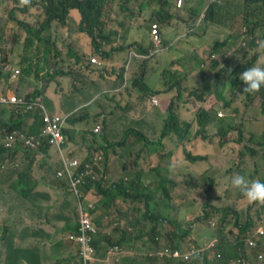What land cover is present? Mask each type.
Returning a JSON list of instances; mask_svg holds the SVG:
<instances>
[{"label":"trees","instance_id":"trees-1","mask_svg":"<svg viewBox=\"0 0 264 264\" xmlns=\"http://www.w3.org/2000/svg\"><path fill=\"white\" fill-rule=\"evenodd\" d=\"M191 1L192 3L185 10L182 9L174 13L173 8L176 5L171 0H0V12L7 10V15L14 18L19 29L22 30L21 34L17 30H8V37L16 44L21 43L23 46L21 61L17 64L21 69L18 82L23 78L22 81L26 84H30L31 79L35 83L34 85L30 84L25 95L17 94L24 96L27 101L34 100L36 104L42 103L48 108L47 101L42 98V95L37 97L38 93H42L44 90L43 88L38 90V88L43 82H46L44 87H47L50 81H59L55 77L61 75L59 65H62V53L64 52V28L61 30L60 28L66 24V19L72 9H76L80 14L78 29L90 38L89 50L77 52V57L73 62V66H76L86 62L87 59H89V63H94L91 61V58L96 59L94 56L106 59L112 57L113 53H122L123 58L134 56L135 59L136 56L129 47H135L136 50L148 54L153 48L152 42L151 44L144 43V38L139 40L134 38L131 42H129L130 40L127 41L131 35L128 34V27L139 17H143L142 12L146 9L151 10V15L148 17H154L164 27H168V24L176 19L175 14H185L188 22V20H195L199 17L200 10L203 9L202 22L216 23L220 22L219 13L221 10L228 17L237 11L235 3L232 5L233 8L227 5L228 0H222L223 4L208 0V6L205 4L206 0ZM36 6L42 7V14L36 18L33 24L15 18L17 10L23 13L28 8ZM239 14H241L243 26L248 32V34L242 32L240 36V48L243 50V58L246 60L231 67L223 66L216 72L214 78H209V74L202 71L206 72V68H216L219 64L218 58L212 60L209 65H201L204 59H199L197 63L190 64L186 59L172 58L166 65L154 69L162 80L161 85L158 82L156 86H150L142 79L144 76L142 75L143 72L140 74L141 71L132 76L134 78L132 86L139 91L136 94L140 98L143 97L144 92L155 95L162 91L176 89V95H173L169 100L167 115L162 120L161 135L158 141L161 142V139H164L162 143V147H164L167 146L168 139L173 138V141H176V150L177 145L180 144L186 166L191 171L197 169L210 181V187L213 177L210 173L209 175L205 174L206 167L199 164V161L205 159L206 152L215 150H207L203 153L193 150V147L198 144V140L193 138L200 137L202 140H208L211 138L209 133H212L208 130H214L215 135L218 136L217 143L221 146L225 143L226 135L230 130L238 129L241 131V127L236 124H244L247 116L249 117L252 110L249 106L252 102L250 99L257 96L264 98V88L254 93L243 92L245 85L239 79L243 70L254 65L261 46H264V0H243V4L239 7ZM115 25L117 28L113 30L111 27ZM198 26L199 23L196 22L193 25L194 28ZM0 31L2 33L1 27ZM146 32L148 33V31ZM189 34L190 32L186 33L187 36ZM244 38L248 41L246 46L241 45ZM104 45L108 46L107 49L104 48ZM168 48L171 49L172 46ZM1 55L2 63L14 66L7 61V56L3 51H1ZM151 60L157 62V56ZM142 61L144 64L147 62ZM125 64H127L126 59ZM192 66L195 68L190 72ZM123 69L124 65L122 64L121 75H123ZM196 70L200 73L194 72ZM40 72H42L40 78H29L39 76ZM190 75L195 76V78H199V76L202 78L197 79L200 82L192 86L189 80H194V78H188ZM0 77H4L5 80L11 79L9 73L2 69H0ZM210 79L213 81L210 82ZM200 83H202L203 88H201ZM128 86H131V83ZM127 89L126 82L123 81L114 89H105L97 94L110 96L111 93ZM76 90L77 88L72 89L71 92ZM16 91L19 92V85ZM210 93H213L214 97L223 103L222 110H230L225 116H218L212 108L204 109L202 107V102ZM242 95H244L243 98H241ZM115 96L116 94L112 97ZM118 101L123 102L120 99ZM80 103L65 102L64 108L55 111L60 116L59 122L64 120V115L68 113L69 108H75V111L82 110L83 107H79ZM263 110L262 107V113H264ZM231 111L233 116L230 115ZM52 113L50 111V114ZM80 118V116L76 117V121ZM68 120L71 122L73 118L69 117ZM68 120L65 119V121ZM43 124L41 109L38 105L26 108L25 106L0 104V153H7L10 157V165L0 168V202L8 205L10 214L14 210L22 208L24 201L29 199L32 202V217L39 219L41 211L36 209L37 205L34 204V201L39 197H45L41 194L30 195L32 188L28 184H32V181L28 177L35 170V162L32 163V160L34 158L44 160L46 157L40 154H47L50 145L41 142L33 151H29L20 149L24 140H19L13 148L6 149L2 143L3 134L12 129H20L27 136L38 134L41 132ZM61 130H64V127H61ZM19 149L25 159L31 160L24 166L14 165L15 156ZM154 150L158 149L154 147ZM162 151L157 153L159 157H162ZM176 155L179 160V153ZM46 165L43 164L42 168L45 172H49L52 167ZM149 170L157 176V179L151 182L145 179H135L127 187L122 186L119 181L106 187L101 183L76 187L80 199H83L90 189L102 196L103 202L101 204L95 203L90 210L96 227L93 245L96 248V255L101 257L102 263L106 264L105 259L109 257L106 252L109 251L110 247L119 245L123 248L124 253L118 264H231V260L234 264L233 259L238 256L240 248L244 247L248 240L239 238L232 229L237 228L241 235L247 234L253 225L251 218L243 222H239L238 217H231L228 220L229 213L227 210L214 207L207 202L203 208L208 206L209 208H206L208 211L201 215L202 218L208 220L206 229L198 228L195 230L196 227H191L194 221L201 218L197 217L189 225L193 228L190 235L189 228L188 230H181L180 223L176 218L169 219L168 212L172 197L169 195L166 178L163 175V173H167V170L163 172L161 166ZM234 172L240 171L236 169ZM256 172L257 170L253 174ZM180 173L182 174V171ZM189 174L192 175L191 172ZM261 180H264V175ZM57 184L63 187L64 208L67 210L64 235L51 243L37 240L35 244L26 248L18 246L15 244L13 236L17 232L15 226L22 217L21 213H17L13 219L8 218L5 222H0V231L3 233L0 264H68L72 260L80 259L78 254L58 256L59 254L62 255L63 249L66 252L65 250L71 244L66 232L75 231L78 225L77 211L76 208L70 206L67 199L68 195H71L76 204L78 197L69 183ZM58 196L63 197L61 193ZM111 207L115 208L117 215L114 214V211L110 212ZM181 211L180 208L178 212ZM116 218L119 219L117 224L114 223ZM188 241H191L192 244H188ZM211 241H215V245L211 246ZM160 246H167L169 249L170 256L167 259L160 260L157 258V250ZM176 249L180 251L187 249L186 257L172 260L171 253ZM251 251L253 257L262 255L264 237L257 239V245L253 243ZM216 254L218 259H216ZM239 260L243 261L244 257L239 258Z\"/></svg>","mask_w":264,"mask_h":264},{"label":"crops","instance_id":"crops-1","mask_svg":"<svg viewBox=\"0 0 264 264\" xmlns=\"http://www.w3.org/2000/svg\"><path fill=\"white\" fill-rule=\"evenodd\" d=\"M171 2L175 3V0H171ZM208 0L205 1L207 4ZM210 2H213L210 0ZM192 3L191 0H184L183 5L178 7H174V13L181 11L182 9L185 10L188 5ZM236 4L237 11L233 13L231 17L225 16L222 10L219 13L220 22L216 23H200V25L196 28L193 27L195 22L197 21L198 17L195 20H188L186 21L185 14L176 15V19H173L168 27H163L160 24V32L161 37L165 36L166 38H171V36L175 34H184L190 32L189 36L185 38H181L176 41V37L171 39L170 44L172 48L169 49L167 45H163V49L161 52L154 55L152 58L157 56V62L155 63L156 67L164 66L168 63V61L172 58H180L186 59L188 63L193 64L197 63L199 59H204L203 64L201 65H209L212 60L215 58L219 59V64L216 68H206V72L204 73L209 74V78H214L216 72L222 68L223 66L231 67L235 64H238L240 61L245 60L243 58V50L240 48V36H241V23L242 16L239 14V7L243 4V0H228L227 5L231 6ZM233 8V7H232ZM204 10H200V14ZM150 16L151 10L146 9L142 12V16ZM119 18V17H117ZM70 19L75 23V27L71 30L68 27V23ZM152 21H157L154 17H149ZM80 21V14L76 9H72L68 14L66 19V24L64 25V52L62 53V65L61 66V75L56 76L55 78H59V81L64 84V92L71 91L72 89L77 88L75 86V81L79 78H87V82H91L97 86L96 91L91 95V97L79 105L82 106L86 102H92L93 98L96 96L99 90L103 91L105 89H114V87L119 86L123 81L126 82L127 90H120L116 93H111L110 96H114L116 94L117 103L114 104L115 108L119 110H124L127 112L128 115L133 114L134 116L140 115L137 119L141 118L142 114L148 115L147 112H151V108L149 106H160L161 110L153 113L154 117L141 122L138 129H134L139 131L142 136L147 137L150 141L154 139H158L161 135V127L159 128V132L157 130L159 123L158 120L155 121L154 118H157V115L162 116L163 118L167 115V106L169 103L170 98L172 97L175 89H172L170 93L160 94L157 93L155 95H149L148 93L144 92L143 97L136 93L139 91L132 86V81L134 78L132 76L135 75L136 72L140 71L139 68V58L135 57V59L130 64H125V58H123L122 53H113L112 57H107L106 59H101L100 57L94 56L97 59V62L89 63V59L86 62H82L73 66V62L76 59L77 52L81 51H88L89 50V41L90 38H85V33L78 29ZM158 22V21H157ZM133 23L128 27V34H131L127 41L130 40V37L134 35L135 29H133ZM113 30L117 28V25L111 27ZM73 33H72V32ZM142 43V42H141ZM138 46V45H137ZM107 45H104V48L107 49ZM134 48L133 50L136 51L135 47H129V49ZM131 51V50H130ZM129 54V52H128ZM213 55L214 59L210 57ZM91 57V56H90ZM89 57V58H90ZM152 60H147L146 63H149ZM154 62V60H153ZM124 65L123 75H121V65ZM257 64H264V51L261 50L260 54L258 55ZM256 64V65H257ZM195 66L191 67V71H193ZM198 74L200 71L196 70ZM42 72L39 73V76L29 77V78H40ZM20 78V77H19ZM202 78H194V80ZM144 79L150 86H156L159 82L161 85L162 80L160 78H154L151 82L148 78ZM210 82L213 79L209 80ZM18 79L15 81L6 80V84L4 89L0 90V93H14L17 92L18 87ZM131 83V86L128 84ZM31 85H34V80L31 79ZM46 83H42L39 89H44L42 92V98L47 101L48 110L51 112H55L58 109L62 108L57 102L54 101L48 94V90L50 87H44ZM58 96L56 91H53ZM170 95L168 99L163 100V96ZM131 96L136 97L135 102H128L123 104L118 100L125 101L126 99L130 98ZM156 98V103L151 101V97ZM213 93L208 94L205 97V100L202 102V107L204 109H209L211 106L208 103V100L211 102H215ZM207 99V100H206ZM141 107L147 108L146 111L141 110ZM75 108H69L68 112L74 110ZM89 111L90 114L94 117L103 116L102 112L96 110L94 108V103L90 104L85 108L84 111ZM261 112V109H260ZM111 113V111H110ZM152 114V112H151ZM261 114H263L261 112ZM258 118H260L258 116ZM157 122V123H156ZM70 129L72 133V138H70L69 134L65 132V148L71 155L72 154H79L80 156H84L92 147H98L107 145L106 152L108 154V162L106 166V172L108 174V183L111 181H117L121 177H125L124 172L119 166V161L117 158L116 151H119V146L109 145L111 142L117 141L119 138V134H115L114 136L110 135V128L108 129L109 136L107 134L103 137L98 135H94L91 132V128L85 130L82 124H70L67 122L66 128ZM158 132V133H157ZM134 133V132H132ZM141 136V135H140ZM153 139V140H152ZM243 145V144H242ZM263 142H257L254 146V149H239V144L236 142H225L223 143L218 150L206 152V158L208 160L207 168L209 173L212 177H215V186L212 188L214 192L221 191L225 189L229 183L227 180L224 184H220V179L225 178L228 175V178L231 177L232 167L231 164L237 162V169L242 172L246 177H251L250 171H264V155H261L263 152L261 148L263 147ZM236 147V151L232 148ZM133 151V150H132ZM177 151H180V144L177 145ZM238 153V155H237ZM162 157H159L157 153H155L154 148L152 147L146 154V158L143 159V163L146 162L147 158L151 159V164L149 166H140L136 172L139 171V179H145L149 182L154 181L157 179V176L154 172L149 170L150 168H155L157 166H161L163 172L167 170V173L164 177L166 178V187L168 189L169 194H174V189L180 184V172L182 171V167L180 166V161L177 158L176 153L173 150H170L168 147H164L163 151L161 152ZM44 155L46 158L44 160L40 158H34L32 163H34L35 170L31 173L28 177L32 184H28L29 187L31 186L32 194H41L44 195L45 198L39 197L37 200L34 201V204L37 205L36 209L40 212L39 219H34L32 217V202L27 199L24 201V205L22 208L14 210L11 214L8 212V205L0 203V222H5L8 218H14L17 213H21L22 219L16 224L15 228L17 232L14 233L13 239L15 244L18 246H22L26 248L32 244H35L37 240H42L45 243H51L56 241L60 238L61 235H64V222H65V215L67 214V210L64 208V190L63 187L58 186L57 183H64V179H58L55 176V170L61 166L60 159L52 146H48L47 154H40ZM238 157H237V156ZM156 157H158L157 162ZM16 162L18 165L24 166L27 162H30V159H25L22 155V151L19 150L15 156ZM231 163H229V161ZM43 164L50 165L52 169L49 172H45L42 168ZM46 165V166H47ZM216 166H219V171H216ZM263 174H260L263 177ZM66 182V181H65ZM187 191V190H186ZM61 193L63 197H59L58 194ZM230 193L229 189L225 191V194L228 195ZM97 199H94L97 203L101 204L103 200L100 197V194L96 192ZM29 198V197H28ZM68 201L70 202V206L73 208L77 207L76 202L71 198V195H68ZM174 200H170L171 208L174 205ZM262 204L263 202H258L257 204ZM43 208H42V207ZM42 209V210H41ZM110 212L114 211V214L117 215L115 208H110ZM77 211V210H76ZM108 218V217H106ZM119 221L116 218L114 222L117 224ZM123 221L122 219L120 220ZM71 233L70 231L66 232V235ZM38 236H35V235ZM2 235L3 233L0 231V248L2 247ZM66 252H62V255L59 254L58 256L64 255H74L75 252V245L69 246L68 249L65 250ZM95 263L102 264L101 261L96 260Z\"/></svg>","mask_w":264,"mask_h":264},{"label":"rangeland","instance_id":"rangeland-1","mask_svg":"<svg viewBox=\"0 0 264 264\" xmlns=\"http://www.w3.org/2000/svg\"><path fill=\"white\" fill-rule=\"evenodd\" d=\"M7 10L0 12V27L2 28L1 38H0V61H1V51H3L7 56V61L10 62L12 65H17L21 61V56L23 52V46L21 43L16 44L11 38L8 37V30H17L20 34L22 33V30L19 29L18 25L16 24V20L14 18H10L7 13ZM42 14V7L36 6L32 8H28L25 12H20L19 10L15 13V18L19 19L22 22H28L29 24H33L36 20V18L41 16ZM157 22V21H152ZM148 16L145 17H139L134 22V27L137 28V31H135L134 35L130 37V41H133L135 39H143L144 43L151 44V38H150V27L151 23ZM159 25L160 23L157 22ZM68 27L72 30L75 27V23L70 19L68 23ZM64 28L61 27L60 30ZM148 31V33L146 32ZM61 32V31H60ZM72 32V31H71ZM145 32V33H144ZM73 33V32H72ZM145 34V35H143ZM176 39L179 36L173 35V38ZM85 38L89 39L87 35H85ZM146 44V45H147ZM61 46V43L59 44ZM134 48H131V52ZM127 64H130L134 60V56H126L125 57ZM155 61H150L149 63H143L142 59L139 60V68H140V74L144 76V78L152 80L154 78H160L158 75V72L155 71ZM144 64V65H143ZM60 73L61 72V66L59 65ZM188 78H195V76L190 75ZM23 78H21L19 85V94L25 95L28 91V88L30 87V84H26L22 81ZM59 80V78H57ZM190 85L194 86L200 80H189ZM205 82V81H203ZM202 82V83H203ZM46 83V82H44ZM202 83H200L201 88H203ZM6 84V80L4 77H0V90L4 89ZM48 86L50 87V90H48V94L51 98L54 99L55 102H57V105H61L62 108H64V103H70V104H77L82 101H85L91 97V95L96 91L97 86L91 82H87V78H79L75 81V86L77 87V90L74 92L67 91L64 92V84L60 81H50L48 83ZM47 86V87H48ZM45 86V88H47ZM53 91H56L58 96L56 97L55 93ZM101 90L98 91V93ZM171 90L168 91H162L159 92L160 94L170 93ZM42 95L41 92L38 93L37 97H40ZM96 94L94 98H96L95 101H93L96 104L97 110H102L104 115L103 117L97 116L96 120L93 118H88L85 116V112L81 111L78 113L77 116H84L83 119V125L88 126L92 125L94 122L101 125V128H103L104 121L106 122V134L109 136L108 129L110 128V135L114 136L115 134H119V144L121 150L117 152V158L121 160L122 162V169L126 170V178H130L132 176L139 177L141 176L137 172H133V170L138 169L140 167V164L138 161L141 160L142 156L146 153L147 150L151 149V147H156L158 150L155 151V153H158L162 151V143L164 142V139H161V142L158 141V139H152V142L144 141L142 137H140L138 134L131 133L130 129H138L140 130L139 125L141 122L145 120H149L154 117L153 113H156L157 111L161 110L160 106H149L151 108V112H147L148 115L142 114L140 119H137L140 115L134 116L133 114L128 115L126 111L119 110L115 108L114 104L117 103L116 97H110L109 95H101ZM173 95H176V89ZM172 95V96H173ZM170 95L163 96V100L168 99ZM244 95L241 96L243 98ZM93 98V99H94ZM215 99V98H214ZM136 97L132 96L131 98L126 99L123 101V104H126L128 102H135ZM252 100L251 104V112L249 114V117L245 119V127L242 128V131L239 132L238 130H230V132L226 135L225 142H235L238 141L239 143H244V146L248 148L250 145H255L257 142L262 141L264 143V113L261 114L260 109L263 107L264 109V98H261L260 96L255 97ZM92 101V100H91ZM209 106L212 107V109L216 112H221L222 116H225L227 112L230 110H222L221 106L222 103L215 99V102H211L208 100ZM263 105V106H262ZM82 107V106H79ZM141 110L146 111L147 108L141 107ZM111 111V113H110ZM264 112V110H263ZM77 114V112H75ZM230 115L233 116V112H230ZM258 116L260 118H258ZM162 116L157 115V118H154L155 121L158 120L159 123H157V130L159 132V128L163 124ZM90 120L91 122H88ZM86 128V127H85ZM157 132V133H158ZM208 132L211 135V138L208 140H202L200 137L193 138L194 140H198V144L193 147V150L198 152H206L207 150H218L220 146L218 145V136L215 135L214 130H208ZM189 134V133H188ZM239 134V135H238ZM110 138V136H109ZM175 139V138H174ZM173 143L175 144L173 146ZM144 144V145H142ZM167 146L172 150L174 149L175 153H179V160L180 166L182 167V175H180V184L174 189L175 193L171 194L172 200H174V205L172 208L170 207L169 213V219H177L180 223L179 227L182 231L188 230L191 235V231L193 228L196 227L195 230H198V228L206 229L208 225V220L206 218H202L201 215L203 212L208 211L206 208H209L208 206L203 208L205 203L209 202L212 206L217 208H222L228 211V215L231 217L236 218L237 216H240L242 220H247L249 218H252L256 220L255 227L259 230L258 233L260 234L261 230L263 233L262 225H264V204H257L253 205V202H248L247 199L237 190L233 189L228 183L227 187L221 191H217L216 193L212 188H214L215 184V177H213L212 180V186L210 187V181L205 178L197 169H193L192 171L186 166L184 163V155L183 151H177L176 150V141H173V138H169L167 141ZM133 147L134 152L129 153L130 149ZM246 147H240L242 149H245ZM236 151V147L232 148ZM263 151L261 155H264V145L261 148ZM151 159L147 158L146 162H150ZM229 163H231L230 160H228ZM201 165L205 166V174L209 175V170L207 169V159H201L199 161ZM216 171H219V166H216ZM235 171V170H234ZM233 171V172H234ZM189 172L192 173V175L189 174ZM232 172V173H233ZM251 174L254 173V171H250ZM259 174L261 171H257ZM237 172H234L236 174ZM242 174L241 172H238ZM233 175V174H231ZM253 176H256L253 174ZM251 179V177H247ZM227 180H229L228 175L225 178L220 179V184H224ZM252 180H256V178H253ZM229 189L230 193L228 195L225 194V191ZM187 190V191H186ZM91 194V193H90ZM139 205H142L141 203H138ZM182 209L181 212H178L179 209ZM177 211V212H176ZM197 217H201L198 220L194 221ZM215 219V218H212ZM211 219V220H212ZM194 221V223L192 222ZM193 223V225L190 227L189 225ZM167 230V229H166ZM191 243V241H188V244ZM192 244V243H191ZM48 245V244H44ZM248 246L246 244L244 246V249ZM187 249H183L181 252L185 254ZM262 257H264V252L261 253ZM216 259H218V255L216 254ZM260 264L261 258L259 256L253 257L250 253L246 252V255L244 257L243 261H240L237 259V264ZM107 263V260H106ZM99 264V263H94Z\"/></svg>","mask_w":264,"mask_h":264},{"label":"clouds","instance_id":"clouds-1","mask_svg":"<svg viewBox=\"0 0 264 264\" xmlns=\"http://www.w3.org/2000/svg\"><path fill=\"white\" fill-rule=\"evenodd\" d=\"M212 1L213 2H217L218 4H223V1L222 0H212ZM183 2H184V0H182L181 3L178 4L177 3V0H175L176 7L179 8L180 6H182L183 5ZM206 6H208V3L206 4ZM203 17H204V11L201 14L199 13V17H198L196 23L197 24L199 23V25H200ZM153 23H156L157 26H158V39H159L158 44L157 45L154 44V40H153L154 39V36L151 34V27H150V38H151V42H152L153 48L150 49V51H149L148 54L147 53H142V52H140L138 50H136V51L133 50L132 51V53L137 58L142 59L144 61L151 60L154 55H156L159 52H161V49H163V45L164 46L167 45L168 47L169 46H172L170 44V42H171V39H173V36H171V38H166L165 36H163V38H162L160 32H162V34H164V32L163 31H160V25L157 22H152L151 25ZM240 27L242 28L241 29V33L244 32V33H247L248 34L247 29H246L245 26H243V24ZM133 29H135L137 31V28L136 27H133ZM187 32H188V30H187ZM186 33H184V34L181 33V34L176 35V36H179L176 39V41L179 40V39H181V38H185L187 36ZM243 40L246 41V44L245 45L242 44V41ZM242 41H241V45L242 46H246L247 45V42H248L247 39L244 38V39H242ZM257 42H258V40H257ZM261 50L264 51V46L263 45L261 46L258 55L260 54ZM258 55H257V58H256V60L254 62V65L252 67L246 68L245 70H243L240 73L239 79L241 81H243L244 82V85H245V87L243 88V92L254 93V92L259 91L261 88H264V64H257ZM210 57L213 58L214 56L211 54ZM94 62H97V60L95 59ZM0 69H2L4 72L9 73V78H11L10 79L11 81H15L16 79H18L21 76V69H20V67L18 65L17 66H15V65L14 66H9V65H7L5 63H2V61H0ZM0 95H17V96L22 97L25 100V103H20V104H15V103H10V104L0 103L1 105L25 106L26 108H30V107H32L34 105H38L39 108L41 109V115H42L43 122H44L43 127H42V130L38 134H31V135H28L27 136L20 129H12V130H10L8 132H5L3 134V137H2V143H3L4 148L11 149V148L14 147V145L17 143V141L24 140V144H22L20 146V149H25V150L33 151V149L35 147H37L38 144H40L41 142H46V143H48L50 146H52L55 149V151H56V153H57V155H58V157L60 159V162H61V166L55 170V176H56V178H58V179H64L66 181V182L65 181L64 182L65 183H69L71 186H72V183H71L70 180L72 178L79 180L76 183L75 186H72V188L74 190V193L78 197L77 207H76L78 225H77L75 231H72L71 233H69L67 235V238L71 241L70 246L75 245L74 255H76V254L79 255V253H78L79 252V245H78L77 242H75L74 240L70 239L69 238V235L72 234V233H76L77 232L78 226L80 224V222H79V209H80V206H82V207L85 208V206H87L88 203H92V206L88 209V212L90 214L91 221L93 223V219H92V215L90 213V210L94 206V204L97 203L94 200V199H97V197H96V192L95 191L93 192L90 189V190H88L86 192L84 198L83 199H80L79 198V195H78V190L76 189V187L78 185H88V184L89 185H95L96 183H101V184H103L104 187H106V186H110L111 184H113L114 182H117V181H119L122 186L127 187L135 179H139V177L132 176L130 178H126V170H123L122 169V162H121V160L118 159L119 166L122 169V171L124 172L125 177H121L117 181H111V182L108 183V174L106 172V166H107V162H108V154L106 152L107 145L98 146V147H94V148L92 147V149L89 150L84 156H80L79 154H72L71 155L68 151H66V148H65L66 140H65V136H64L65 132L69 134L70 138H72L71 130L70 129H65L67 122H69L70 124L76 123V124H82L83 125L84 116H80L81 118L78 121H76V117H78L77 116L78 113H80L81 111H84L85 108H87V106H89L90 104H93L94 103L93 101H95L96 98H94L92 100V102H86L85 104H83L82 105V107H83L82 110L75 111V109H74V110H71L70 112H68V113H66L64 115V120H61L58 123L60 134H62V140L59 143V145L57 146L56 144H54V142H51L50 141V134L45 131L47 122L45 121L44 118H45V116H48V117L51 118L52 115H54V114H56V115L59 116L58 113L53 112L52 114H50V111L48 110V108H46L44 106V104H42V103L36 104V101H34V100L27 101L24 96L18 95L17 92L10 93V94H6V93L1 92ZM39 99L41 100V98H39ZM153 99H155V101H153ZM151 101L153 103H156V98L152 96L151 97ZM222 105H223V103H222ZM94 108L97 110V107H96V104L95 103H94ZM98 111L102 112V114L104 115V113H103L102 110H98ZM75 112H77V114H75ZM84 112L86 113L85 114L86 117L93 118L94 120H96L97 117L92 116L88 110L87 111H84ZM219 113H221V112H219V111L216 112V114L218 116H222V113H221V115H219ZM69 117H72L73 118V120L71 122L68 120ZM99 117H103V116H100L99 115ZM65 119H67L68 121H65ZM88 122H91V121L88 120ZM236 125H238V126L241 127V131H242V128L245 127V123L244 124H236ZM61 127H64V130H61ZM83 127H84L85 130H88L89 128H91V132L94 135H98L100 137H103V136L106 135V132H105V130H106V122L105 121H104L103 128H101V125L98 124V123H96V122H94L92 125H88V126L83 125ZM14 130H17V131L22 132L24 134V136H23V138L17 139L15 141V143L13 144L12 147H6L4 145V136H5V134H7L9 132H12ZM130 131H131V133L134 132L135 134H138L139 136L141 135L140 137H142L145 142L146 141L152 142L147 137L142 136V134L139 131H136V130H134L132 128L130 129ZM241 131H239V132H241ZM27 139H32L34 141V143H35V146L27 145L26 144V140ZM235 142L239 144V149L240 150H242L243 147H246V146H244V143L243 142L242 143H239L238 141H235ZM260 142H262V141H260ZM109 145H113L115 147L116 146H119L120 147L119 139L117 141L111 142V144H109ZM142 145H144V144H142ZM164 147H167V146H164ZM240 147H242V148H240ZM247 149H254V146L250 145V146H248ZM120 150H121V148L119 149V151ZM132 150H133V147L130 149L129 153H133L134 150L133 151ZM149 150H147L146 153L142 156L141 160L138 161V163L140 164V166H149V164H151L152 161H150V162H144L143 163V159L146 158V154H147V152ZM117 152L118 151H116V154H117ZM237 155H238V153H237ZM0 156H1V158L3 160H5L6 158L8 159L7 164L4 167H1V165H0V168H5L7 165H10V157L8 156L7 153H0ZM157 159H158V157H156L155 163L157 162ZM72 161H76V164L75 165L70 164ZM237 162H238V160L235 161V163H232L231 164L232 172L237 169ZM14 165H18V162H15ZM67 168L69 169V171H70V173L72 175V178L69 176L68 171H67ZM136 170L137 169L133 170V172H136ZM59 172H61V174H59ZM232 172H231V174H232ZM137 173H139V171ZM254 175H256V176H253V174H252L251 175V179H249L243 173L242 174L236 173V174L231 175V177L229 178V183H230L231 187L233 189L239 191L247 199L248 202H253L252 203L253 205H256V203H258V202H263V204H264V180H261V179H263V177H261L258 172H256ZM253 178H256V180H252ZM100 197H102V196L100 195ZM241 215L240 216H237L238 219H239V222H243L244 221V220H242ZM230 218H231V216L228 217V220ZM251 220L253 221V225H252V227L250 228V230H249V232L247 234L241 235L240 232H239V230L237 228H233L232 229L233 232L239 238H243V239H246L249 236L253 235V233L255 231L256 220H254L252 218H251ZM93 225L95 227V224L94 223H93ZM261 225L263 226V229H264V225L263 224H261ZM231 227H232V225H231ZM95 233H96V229H95V232L93 234V239H94ZM262 237H264V234L262 235ZM215 243H214V245H215ZM92 244H93V240H92ZM113 246H115V245H113ZM116 246L119 247V259L117 261H115L114 264H118V262L120 261L122 255L124 253V250H123L122 247H120L119 245H116ZM164 248H167V246H165V247L164 246H160L158 248V250H157V252H158V257L157 258H159L160 260H163L165 258L167 259V257H169V256H166V255L163 256V255L160 254V252ZM94 249H95V251H94V257H95V259L93 260L92 264H94L96 260H99V261L102 262L101 257H99V256L96 255V248L95 247H94ZM250 251L251 250L248 251V248L247 247L245 249H244V247H241L240 248V251L238 253V256L233 259L234 264L237 263V259H239L241 257H245L246 252H248L250 254L253 253L252 251L251 252ZM108 252H106V253L108 254ZM111 257H112V255L109 254V257L107 259H105V260L108 261ZM80 260H81V258L79 260H72V261H80ZM172 260H178V258H172ZM105 263H106V261H105ZM231 264H232V260H231Z\"/></svg>","mask_w":264,"mask_h":264},{"label":"built area","instance_id":"built-area-1","mask_svg":"<svg viewBox=\"0 0 264 264\" xmlns=\"http://www.w3.org/2000/svg\"><path fill=\"white\" fill-rule=\"evenodd\" d=\"M182 0H177V3L180 4ZM151 34L154 36V44L157 45L159 42L158 39V26L156 23H153L151 25ZM242 44L245 45L246 41L243 40ZM91 61L94 62L95 59L91 58ZM153 101H155V99H153ZM0 103H15V104H20V103H25V100L17 95H0ZM219 115H221V113H219ZM45 121L47 122L46 124V128L45 131L48 132L50 134V141L54 142V144H56L57 146L59 145V143L62 140V134H60L59 131V119L60 117L56 114L52 115V117H48L45 116ZM24 134L20 131L14 130L12 132H9L7 134H5L4 136V145L6 147H12L13 144L15 143V141L17 139L23 138ZM26 144L30 145V146H35V143L32 139H27L26 140ZM8 162V159L6 158L5 160H3L0 156V165L1 167H4ZM70 164L75 165L76 161H72ZM68 174L69 176L72 178V175L69 171V169L67 168ZM59 174H61V172H59ZM72 183V186H75L76 183L79 181L78 179H71L70 180ZM92 206V203H88L87 206L82 207L80 206L79 209V226L77 229L76 233H72L69 235V238L74 240L75 242L78 243L79 245V256L81 258L80 261H71L68 264H92L93 260L95 259L94 257V246L92 244V240H93V234L95 232V227L91 221V217L90 214L88 212V209ZM263 228V226H262ZM258 229L255 227V231L253 233V235L249 236L248 238H246L248 240L247 244V248L248 251L252 249V245L253 243H255L257 245V239L262 237V235L264 234V229H263V233L262 230L260 232V234L258 233ZM215 243V241H211L210 245L213 246ZM251 252V251H250ZM108 254L112 255V257L107 261V264H114L115 261H117L119 259V247L118 246H112L109 249ZM161 255L163 256H170V252L168 248H164L161 252ZM173 258H180V257H186V254H183L180 250L176 249L171 253ZM261 258V263L260 264H264V257H262L260 254L258 255Z\"/></svg>","mask_w":264,"mask_h":264}]
</instances>
